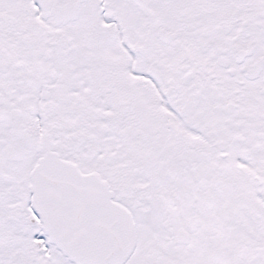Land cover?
<instances>
[{
  "label": "snow or ice",
  "instance_id": "obj_1",
  "mask_svg": "<svg viewBox=\"0 0 264 264\" xmlns=\"http://www.w3.org/2000/svg\"><path fill=\"white\" fill-rule=\"evenodd\" d=\"M0 264H264V0H0Z\"/></svg>",
  "mask_w": 264,
  "mask_h": 264
}]
</instances>
